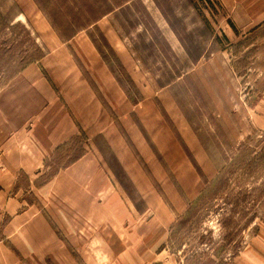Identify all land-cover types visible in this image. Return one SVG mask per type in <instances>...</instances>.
I'll return each instance as SVG.
<instances>
[{"label":"rangeland","instance_id":"1","mask_svg":"<svg viewBox=\"0 0 264 264\" xmlns=\"http://www.w3.org/2000/svg\"><path fill=\"white\" fill-rule=\"evenodd\" d=\"M123 1L33 0L37 10L33 5L32 10L45 15L54 26L52 30L62 36L76 35V40L68 42L67 47L75 54L77 64L105 112L137 159L145 175V183H139L140 190H145L143 194L148 197H156L162 207V210L155 209L156 215L148 212L149 215L142 218H147L148 222L157 218L164 223L162 230L142 243L135 236V221L126 225L123 233L121 226L108 224L101 217L102 221L95 224L99 229L93 232L87 229L83 240L78 239V242L75 226L91 227L86 217L68 211L62 201L54 202L52 213L46 217L58 237L65 241L67 264H235L228 256L248 245L264 225V199L259 196L264 187V130L261 126L264 125V102L258 103L260 107L253 105L264 86V24L250 34L249 29L243 30L240 39L229 27L227 41L223 33L227 13L216 0H191L196 3L197 11L187 1L185 4L181 0H148V9L146 3L135 0L132 6L122 8L116 15L103 14L105 9ZM19 7L13 8L9 0H0V43L4 46L0 51L3 54L0 83L6 81V84L26 63L35 49L33 41L39 44V39L35 40L31 33V24L23 18L9 21L8 17ZM91 13L98 14L99 20L85 26ZM201 15L206 16L208 22L205 23ZM181 16L184 21L180 20ZM167 26L173 31L174 44L164 40L161 34L162 27L168 30ZM209 34L214 53L211 63L218 66L226 59L227 71L210 72V66L209 72L200 71L199 67L191 70L195 62L210 63L206 61L207 54L201 55L204 42H209ZM175 35L179 37L180 46L174 40ZM88 38L132 104L123 107L111 103L112 98L107 97L108 93L100 87L87 61L76 51L79 45L75 42L85 44ZM135 65L136 72H130ZM145 95L151 96L149 106L143 105L139 111L137 107L129 109ZM151 111L159 114L157 124L149 119ZM139 112L145 113V117ZM252 116L261 125L252 120ZM140 117L146 119L147 127L161 140V144L158 143L161 151L157 152L160 175L157 176L137 156L126 132L129 122L132 129L140 131L146 140L149 138L147 131L146 134L141 128ZM184 128L191 130L190 136L200 149L195 151L187 146L188 136L182 134ZM92 140L88 141L84 132L67 140L46 160L48 168L36 183H46L59 165L89 143V149H95L111 169L116 185L119 184L117 188L125 191L138 209L144 208L145 200L107 150L103 135ZM141 140L144 141L143 136ZM151 145L156 147L154 143ZM251 159L257 165L240 169L241 161L248 163ZM24 181L19 183L25 191L23 196L35 206L39 205L33 193L26 192ZM252 215L254 222L247 226L246 220ZM231 216L233 222L224 226ZM139 218L141 216H135L136 221ZM62 225L68 226V237L62 233ZM92 237L97 238V246L87 247L86 242Z\"/></svg>","mask_w":264,"mask_h":264},{"label":"crops","instance_id":"2","mask_svg":"<svg viewBox=\"0 0 264 264\" xmlns=\"http://www.w3.org/2000/svg\"><path fill=\"white\" fill-rule=\"evenodd\" d=\"M9 1L13 8L20 6L17 12L8 17L9 21L23 18L31 24V33L35 40L39 39V44L45 48L46 53L38 62L25 65L0 88V264L68 263L65 256L67 254L65 241L58 237L49 218L46 217L52 213V205L57 201L64 202L68 211L77 216L80 214L87 218L86 221L91 222V227L83 224L75 226L76 240H83V233L87 229L92 232L98 230L99 227L95 224L102 221L101 217L108 224L115 223L121 226L119 228L123 233L126 225L135 221L133 225L135 236L142 243L148 241L151 236L158 235L164 223L158 222L157 218L148 222L147 218L142 217L146 214L156 215L155 209L162 210V207L156 197L153 195L148 197L143 194L145 190H140L139 183L141 182V185L145 183V175L137 159L125 140L120 137L114 121L105 112L82 68L77 64L75 54L67 47L68 42L76 40V35L61 39L57 31L52 30L54 27L47 21L45 15L35 14L32 5L34 7L36 5L33 0ZM133 1L135 0H124L106 15H116L122 8L132 6ZM140 1L142 4L146 3L149 9L148 0ZM181 1L185 4L187 1L197 11L194 1ZM216 2L227 13L225 14L227 26L223 27L227 41L229 27L232 34L240 39L243 37L241 36L243 30L249 29L247 33L250 34L264 24V0H216ZM35 9L37 10V7ZM31 14L35 15L31 17ZM202 19L205 23L208 22L206 16ZM180 20L184 21V18L181 16ZM162 28L163 39L174 44L171 41L173 31L169 27L168 30ZM211 37L209 34V42H204V50L201 51L202 56L207 54L206 61L210 63L195 62L191 70L199 67L200 71L209 72V66L210 72L228 70L226 59L218 66L211 63L214 56ZM194 39L200 37L194 36ZM174 40L180 46L179 37L175 35ZM79 42L81 41L75 42L79 45L76 51L87 61L100 87L108 93L107 97L112 98L111 103L126 107L130 102L125 92L117 84L110 67L103 61L92 40L88 38L85 44ZM127 55L129 53L125 56ZM219 55L221 59V51ZM135 64L138 66V63ZM135 66L130 72H136ZM260 94L253 105L259 106L264 102V89ZM150 100L151 96L145 95L133 106L128 105L129 109L136 110L137 107L139 111L141 106L146 104L149 106ZM139 114L144 117L146 115L140 112ZM158 116L157 112L151 111L149 119L155 120L154 123L157 124ZM252 120L261 125L255 117ZM140 121L144 133L145 130L148 133V141L140 131L132 129L129 122L126 132H129L130 142L133 143L137 156L155 176L160 175L157 152L161 151L158 144H161V140L151 127L150 129L147 127L146 119L140 117ZM261 126L264 130V125ZM186 130L188 131L185 132ZM81 132L86 134L88 141L99 134L103 135L107 150L145 200L144 208L138 209L130 196L117 188L119 184L117 182L116 185L111 169L101 160L95 149H89V143L85 149L83 148L84 152L80 157L60 168L46 183H38L48 168L45 165L46 160L57 148ZM182 134L188 136L186 140L188 147L195 151L201 148L191 138L189 128H184ZM141 136L144 137L143 142ZM152 143L156 147L153 148ZM97 147L101 151L98 145ZM21 181L25 182L28 190L26 192L33 193L39 200V205L35 206L26 200L23 196L25 191L19 186ZM135 216L141 218L136 221ZM67 228L68 226L65 228L64 225L60 227L65 237H68ZM96 240V237L88 239L87 247L97 246ZM231 260L235 264H264V225L259 228L251 242L244 246L240 254Z\"/></svg>","mask_w":264,"mask_h":264},{"label":"trees","instance_id":"3","mask_svg":"<svg viewBox=\"0 0 264 264\" xmlns=\"http://www.w3.org/2000/svg\"><path fill=\"white\" fill-rule=\"evenodd\" d=\"M115 8V6H113V7H109L108 9H105V11H104V15L105 14H107V13H109L111 10H113ZM91 12H93V10H91ZM98 14H96V13H91V16H90V18L88 19V21L84 24L85 26H87V25H89V24H93L94 22H96V21H98L99 20V18H97L96 16H97ZM50 21V20H49ZM93 22V23H92ZM50 23H51V21H50ZM51 25H52V27H54L53 26V24L51 23ZM57 31V30H56ZM57 33H58V35H59V37L62 39H64V38H67V37H64V36H62V34L60 33V32H58L57 31ZM28 34H30V32H28ZM73 35V34H72ZM71 35V36H72ZM70 36V37H71ZM70 37H68V38H70ZM33 43H34V45H33V47L35 48L34 50H33V53H31L29 56H28V60L26 61V63L22 66V67H20L17 71H15L14 73H17V72H19V71H21L24 67H25V65H27V64H29V63H32V62H38L44 55H45V53H46V50H45V48H43L40 44H38V43H36L35 41H33ZM4 49V46H2V43H0V51L2 52V50ZM1 52H0V59H1V56H3V54H1ZM25 57V56H24ZM27 57V56H26ZM23 60H26L25 58H22ZM6 82V81H5ZM5 82L4 83H0V88L3 86V84H5ZM264 89V88H263ZM262 89V90H263ZM66 144V142L64 143V144H62L59 148H57L55 151H59L64 145ZM83 152H84V149L82 148L81 149V151H79L78 153H76L73 157H70V158H68L67 159V161L66 162H64L63 164H61V165H59L57 168H56V170L53 172V173H56L60 168H62V167H64V166H66L67 164H69V163H71V162H73L74 160H76L78 157H80L82 154H83ZM264 155V154H263ZM240 165H238V166H240V169L241 168H247V167H249V166H254V165H257V162H255L254 160H252L251 159V162H248V163H243V161H241V163H239ZM45 165H47V163H45ZM245 165V166H244ZM263 185V184H262ZM259 196L261 197V200H263L264 199V187H262L261 188V190H260V192H259ZM244 198H242V200H243ZM233 206H236L237 207V204L236 203H234V205ZM254 219H255V216L254 215H252V216H250L247 220H246V223H247V226H249V224L250 223H252V222H254ZM229 220L230 221H227L226 223H224V226H225V224H227V223H230V222H233V220H234V218H233V216H231V217H229ZM246 226V225H245ZM246 226V227H247ZM243 247V246H242ZM242 247L241 248H239V246H238V250L235 252V253H232L231 254V256H228L230 259H232L234 256H236L241 250H242Z\"/></svg>","mask_w":264,"mask_h":264}]
</instances>
